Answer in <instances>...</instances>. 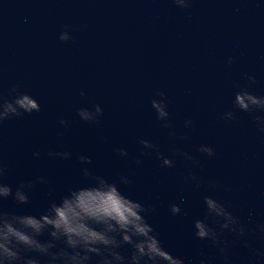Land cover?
Listing matches in <instances>:
<instances>
[{
	"label": "clouds",
	"instance_id": "obj_1",
	"mask_svg": "<svg viewBox=\"0 0 264 264\" xmlns=\"http://www.w3.org/2000/svg\"><path fill=\"white\" fill-rule=\"evenodd\" d=\"M192 0H173L180 9L190 7ZM58 39L63 42L72 39L69 30L62 31ZM235 62L229 57V65ZM256 83V77L249 75L247 84H236L233 108L221 115V119H235V111L252 114L258 130L264 134V96H257L250 87ZM81 96L85 95L83 91ZM159 99L151 101V107L161 126L169 129V136L176 137L169 122L168 100L165 93L158 92ZM234 109V110H233ZM41 110L39 102L31 95L21 90L19 85H13L7 96L0 94V126L13 118L38 113ZM79 118L87 123H99L103 109L99 104L92 108L81 107L77 110ZM59 124L64 128L69 122L63 118ZM186 128L192 127L191 120H185ZM182 136L180 139H187ZM141 155L150 156L155 151L162 161V166L172 168L176 161L160 153L151 141H139ZM198 152L214 157L215 150L208 145H200ZM120 156L128 155L126 149H117ZM187 161H195L188 152H177ZM51 158L68 160L70 151H49ZM33 156L39 157V152ZM82 165H91L89 156L78 157ZM142 161L137 159L136 164ZM7 166L0 160V264H185V260L174 256L161 243L159 233L148 222L147 216L155 211L154 206H146L138 200H133L121 191L122 185L130 186L132 180L123 174H118L114 180L97 175L89 168L81 169L85 183L82 186L70 187L67 194L59 200L51 199L47 207L39 214H17L4 209L3 201L11 198L17 207L30 203L29 193L37 185H49L45 176L34 180L21 181L15 189L5 182ZM196 188L202 181L196 175L190 176ZM188 180H185L187 183ZM211 183V182H210ZM213 187L217 185L212 184ZM203 203L206 213L203 219L193 222L194 236L206 240L215 247L223 264H231V253L224 240L225 232L240 239L255 235L257 231L264 236V223L249 229L239 216L229 211L225 203L205 195ZM172 216L182 214L181 207L173 203L169 208ZM245 248L251 252L250 264H257L256 257L264 261V252L251 249L248 239L242 241ZM197 264H211L207 257H201Z\"/></svg>",
	"mask_w": 264,
	"mask_h": 264
}]
</instances>
